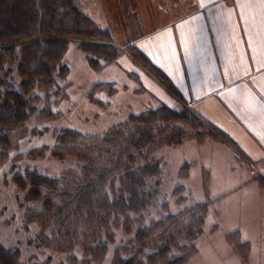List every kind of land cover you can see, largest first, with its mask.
Returning a JSON list of instances; mask_svg holds the SVG:
<instances>
[{"label": "trees", "instance_id": "16d2710c", "mask_svg": "<svg viewBox=\"0 0 264 264\" xmlns=\"http://www.w3.org/2000/svg\"><path fill=\"white\" fill-rule=\"evenodd\" d=\"M75 41L89 65L99 70L122 54L133 58L168 89L175 87L167 74L139 47L116 44L108 29L99 26L78 5L77 0H0V177L19 140L30 131L32 118L53 117L50 110L66 95L70 67L65 54ZM106 90L112 94L114 81L96 82L88 94ZM223 138L235 142L221 129L185 104L155 107L131 112L101 133L64 126L56 133L50 152L58 157L73 155L79 161L75 170L49 174L36 166L12 161L7 173L24 190L20 204L25 229L38 225L28 238L37 246L64 250L69 264H102L115 229L129 236L114 248L110 264H188L197 251L210 203L219 198L192 201L178 184L172 194L180 206L170 209L161 197L164 162L157 150L163 145H179L189 138ZM46 147H32L15 159L33 158ZM264 185V175L254 174ZM207 191V180L204 179ZM151 209L156 217L146 219ZM239 230L227 234L234 249L244 258L248 240L239 241ZM22 258L18 246L6 245L0 238V264H49Z\"/></svg>", "mask_w": 264, "mask_h": 264}, {"label": "rangeland", "instance_id": "374dc122", "mask_svg": "<svg viewBox=\"0 0 264 264\" xmlns=\"http://www.w3.org/2000/svg\"><path fill=\"white\" fill-rule=\"evenodd\" d=\"M65 61L70 71L64 82H69V85L65 97L50 107L56 114L40 121L32 118L29 126L33 131L20 139L17 147L10 151V158L3 166L0 177L1 240L6 245L18 246L22 258L34 255V258L44 260L49 256V264H69L66 258L68 253L28 242L39 227L33 223L25 229V207L20 204L24 190L7 173L12 161H19L22 165L31 164L49 174H58L64 169L75 170L79 167L75 156L58 157L50 152L61 127L71 126L86 132L101 133L131 112L160 103L171 106L181 104L177 97L127 54L94 70L85 52L72 41ZM110 80L114 81L116 90L112 94L106 90L99 91L94 96L102 102L92 101L88 92L93 85ZM213 138L217 139L211 136L189 138L179 145L165 144L156 152L164 162L161 197L169 201L170 209L176 211L180 208L172 194L178 184L184 185L183 193L189 195L192 201L219 197L209 205L203 230L197 238V251L188 264H264V185L254 178V174L261 173L235 150ZM39 146L46 149L38 156L13 157ZM156 216L157 211L151 209L146 219ZM235 230L240 232L239 241L248 240L250 243L246 258L234 249L235 242L227 239V234ZM128 236L122 228L115 229V241L109 245L102 264L112 262L115 246ZM74 253L78 258L75 264H81L80 248H75Z\"/></svg>", "mask_w": 264, "mask_h": 264}, {"label": "crops", "instance_id": "0c3cea01", "mask_svg": "<svg viewBox=\"0 0 264 264\" xmlns=\"http://www.w3.org/2000/svg\"><path fill=\"white\" fill-rule=\"evenodd\" d=\"M244 2L203 0L202 7L201 0H77L116 44L144 51L175 91L145 68L147 74L237 148L214 140L264 175V9L256 3L242 9Z\"/></svg>", "mask_w": 264, "mask_h": 264}, {"label": "snow or ice", "instance_id": "6c2138e0", "mask_svg": "<svg viewBox=\"0 0 264 264\" xmlns=\"http://www.w3.org/2000/svg\"><path fill=\"white\" fill-rule=\"evenodd\" d=\"M239 2V0H238ZM253 3L258 4L262 9H264V0H245L244 3L241 4V8L243 9V7L245 6H251ZM201 6L203 7V0H201ZM241 19H243V15L241 17Z\"/></svg>", "mask_w": 264, "mask_h": 264}]
</instances>
